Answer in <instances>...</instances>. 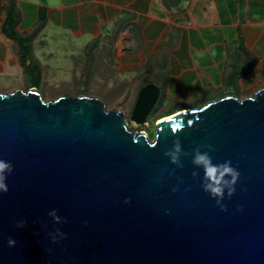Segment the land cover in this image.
Returning a JSON list of instances; mask_svg holds the SVG:
<instances>
[{"label":"water","instance_id":"95a60500","mask_svg":"<svg viewBox=\"0 0 264 264\" xmlns=\"http://www.w3.org/2000/svg\"><path fill=\"white\" fill-rule=\"evenodd\" d=\"M159 97L145 86L127 119L95 97L0 93V159L13 165L0 264H264V88L161 118L149 140L128 123L145 126ZM177 138L239 171L226 211L192 176L191 156L182 168L165 157ZM57 228L67 235L53 243Z\"/></svg>","mask_w":264,"mask_h":264},{"label":"crops","instance_id":"0c3cea01","mask_svg":"<svg viewBox=\"0 0 264 264\" xmlns=\"http://www.w3.org/2000/svg\"><path fill=\"white\" fill-rule=\"evenodd\" d=\"M11 1L16 32L28 40L26 66H49L55 54L82 72L111 66L121 97L129 95L123 86L135 88L134 103L145 86H157L162 117L214 101L234 79L248 81L243 94L264 88V0H0L3 81L26 75L19 45L1 33Z\"/></svg>","mask_w":264,"mask_h":264},{"label":"rangeland","instance_id":"374dc122","mask_svg":"<svg viewBox=\"0 0 264 264\" xmlns=\"http://www.w3.org/2000/svg\"><path fill=\"white\" fill-rule=\"evenodd\" d=\"M64 53H67V50L64 51ZM53 57L54 60L52 59L49 66H41V68L38 69V72L31 73V76L26 74L24 79L21 80H0V93L6 94L16 90L24 92L37 90L45 102L53 101L64 96L95 97L104 102L107 110L114 109L122 111L127 115V119L129 118L132 111L131 109L134 105V102L129 95L135 88L130 89V86H123L122 89H124V91L127 90V94L129 95L121 97L120 87L116 86L117 83L115 80H117V78H113L111 75V66H90L88 68L89 72H82L84 66H74V63L66 54H63L62 56L55 54ZM79 57L80 56L76 55V58ZM38 76L39 79H37ZM248 87V81L238 82V80L234 79L233 83L226 85L224 88L225 90L215 93L214 99H217L220 94H229L236 98H242V96L250 97L253 94L249 95V92L243 94L244 91L248 90ZM209 95L210 94H207L206 97L202 98L207 99ZM199 101L201 100H194V102L188 103L183 106V108H196L204 105ZM208 102L210 101L207 100L205 103ZM165 110V107L158 106L156 113L147 119L145 126L135 127L128 123L129 129L135 133H145L148 139L152 140V125L156 124L162 118L161 114L164 113Z\"/></svg>","mask_w":264,"mask_h":264},{"label":"clouds","instance_id":"9594fccd","mask_svg":"<svg viewBox=\"0 0 264 264\" xmlns=\"http://www.w3.org/2000/svg\"><path fill=\"white\" fill-rule=\"evenodd\" d=\"M208 150L204 151L200 147L194 148L191 152L184 150L183 145L179 138H177L172 148L164 153L165 157L169 159V162L177 167L182 168L183 163L181 157L191 156V164L194 167L192 176L198 178L201 181V188L209 197L215 200L216 205L221 211H226L227 206L224 200L231 199L236 192V185L240 177L239 171L232 166L230 160H226L222 163H215L212 155L210 154L214 149L211 145L207 146ZM201 171L203 176L201 177ZM13 172V165L10 161L0 159V194H6L9 191L7 179ZM173 191H176L174 188ZM124 203H130L129 199H125ZM52 218L54 224H59L63 221V218L57 214V210L53 209L48 213ZM26 221H17L16 227L23 228ZM87 224V221H85ZM53 243H57L60 239L66 238V233L56 229L55 233H49ZM17 241L9 237L7 240V246L12 248L16 246Z\"/></svg>","mask_w":264,"mask_h":264},{"label":"trees","instance_id":"16d2710c","mask_svg":"<svg viewBox=\"0 0 264 264\" xmlns=\"http://www.w3.org/2000/svg\"><path fill=\"white\" fill-rule=\"evenodd\" d=\"M18 22H19V14L17 12L15 4L11 1L5 7V20H4V22L2 24V27H1V33L7 39H9L11 41H14V42H17V44L20 47L19 48V61H20L21 65H22V67H23V69L25 71V74L31 76V73L38 72L39 67L38 66H34L32 63H30L29 66H26V63L28 61H30V59H31V55H30L28 40L26 38H23V37L19 36L17 34V32H16V27L18 25ZM37 79H39V76H38ZM224 96H231V95L225 94V95H221L218 98H221V97H224ZM134 105H135V103H134ZM134 105H133L131 110H133ZM161 105L162 104L157 103L156 107L161 106ZM175 110H177V109L176 108H172L171 112L168 115H166V116H164L162 118L171 116V115L175 114L176 112L181 111V110H185V109H181V110H178V111H175ZM156 111H157V109H154L152 114L156 113ZM154 127H155V124L152 125L153 130H154Z\"/></svg>","mask_w":264,"mask_h":264},{"label":"flooded vegetation","instance_id":"af4514ba","mask_svg":"<svg viewBox=\"0 0 264 264\" xmlns=\"http://www.w3.org/2000/svg\"><path fill=\"white\" fill-rule=\"evenodd\" d=\"M157 108H158V107H156V108H154V109H157ZM154 109H153V111H154ZM153 111H152V112H153ZM152 112H151V114L149 115V117L153 115ZM149 117H148V118H149Z\"/></svg>","mask_w":264,"mask_h":264}]
</instances>
